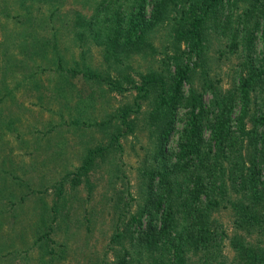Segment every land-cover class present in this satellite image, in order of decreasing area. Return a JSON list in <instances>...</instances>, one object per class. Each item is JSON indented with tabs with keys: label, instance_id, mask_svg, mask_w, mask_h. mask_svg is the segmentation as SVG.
<instances>
[{
	"label": "rangeland",
	"instance_id": "rangeland-1",
	"mask_svg": "<svg viewBox=\"0 0 264 264\" xmlns=\"http://www.w3.org/2000/svg\"><path fill=\"white\" fill-rule=\"evenodd\" d=\"M112 3L0 0V264H45L51 250L62 254L53 264H97L110 232L135 209L136 199L127 194L134 186L127 181L138 180L136 167L148 129L125 130L114 115L140 100L132 83L168 65L167 55L177 46L173 19L186 0H172L165 17L148 31L143 48L114 54L104 52L95 38L104 31ZM252 4L223 0L206 26L203 54L192 76L194 84L205 78L206 104L214 89L231 88L243 71L245 28H254ZM250 34L249 50L258 57L264 40L259 29ZM113 79L120 86H113ZM148 97L141 108L151 106ZM238 110L237 103L233 115ZM114 131L120 146L95 154L76 178L73 170L87 150L105 145ZM228 213L222 201L211 212L218 229L226 232L231 229ZM45 229L47 236L40 237ZM246 237L263 243L264 229ZM105 254L110 258L107 250Z\"/></svg>",
	"mask_w": 264,
	"mask_h": 264
},
{
	"label": "trees",
	"instance_id": "trees-1",
	"mask_svg": "<svg viewBox=\"0 0 264 264\" xmlns=\"http://www.w3.org/2000/svg\"><path fill=\"white\" fill-rule=\"evenodd\" d=\"M222 1L186 0L173 19L177 46L167 55L168 65L164 71H147L139 83H132L140 100L120 107L114 115L117 126L125 130L148 131L136 167L138 180L127 181L134 186L133 192L127 188V194L136 199L135 209L110 232L97 264H264V242L260 245L246 237L256 228L264 229V52L255 57L249 50L252 29H259L264 40V0H252L254 28H245L246 59L237 82L224 92L214 89L206 104L205 78L202 84L192 81L203 54L206 26L216 18ZM171 2L113 0L103 33L92 36L104 52L139 50ZM50 42L55 48V38ZM111 82L120 86L116 79ZM147 96L151 106L143 109L141 102ZM237 103L239 110L233 115ZM117 135L114 131L105 145L87 150L73 170L76 178L92 164L95 154L120 146L114 140ZM221 201L228 207L229 232L218 229L220 223L211 216ZM113 204L118 206L116 201ZM56 206L54 202L52 209ZM47 233L45 229L39 235ZM59 252L51 250L45 264H53L62 256Z\"/></svg>",
	"mask_w": 264,
	"mask_h": 264
}]
</instances>
